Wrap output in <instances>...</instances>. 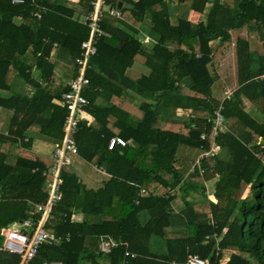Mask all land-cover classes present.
<instances>
[{"label":"trees","instance_id":"1","mask_svg":"<svg viewBox=\"0 0 264 264\" xmlns=\"http://www.w3.org/2000/svg\"><path fill=\"white\" fill-rule=\"evenodd\" d=\"M91 2L0 0V232L19 228L47 197L42 172L52 159L31 152V128L62 139L66 111L58 100L78 74ZM104 3H120L121 18L101 15L110 36L98 37L89 57V122L78 123L74 138L78 156L106 180L89 187L73 165L61 167L60 199L44 228L63 240L43 243L26 264H186L191 255L206 264H264V0ZM190 12L203 18L193 21ZM142 31L152 43L141 42ZM232 32L258 45L236 37L237 87L222 99L219 62ZM134 65L145 73L129 77ZM220 105L225 130L215 135L210 119ZM115 136L127 144L109 150ZM214 144L217 152L200 158ZM100 235L126 245L103 259ZM1 243L0 235V264H19Z\"/></svg>","mask_w":264,"mask_h":264},{"label":"built area","instance_id":"2","mask_svg":"<svg viewBox=\"0 0 264 264\" xmlns=\"http://www.w3.org/2000/svg\"><path fill=\"white\" fill-rule=\"evenodd\" d=\"M24 0H11L12 4H23ZM91 11L82 18V23L87 25L89 35L86 41L81 44L84 49L82 57L75 59V64L78 68V74L75 78L69 80L67 91L63 92L58 100V104L64 107L66 111L62 132L61 141L53 144L52 147V162L42 172V176L46 177L47 197L39 204L34 205V211L29 213V216L21 221L23 230L18 229H2L0 235L2 237L1 249L7 253L17 255L20 259L19 264H26L37 253V250L43 243H59L63 240L61 236H57L44 228V222L50 208L60 199L59 194V173L61 167L72 164V158L78 155L77 144L75 141V134L78 130V123L81 120L89 118L84 112V107L87 105V100L83 95V91L88 85V78L85 76L88 67V60L90 55L95 53V45L98 37H109L110 35L100 28L101 15L106 10L108 14L114 18H121V11L118 7L106 6L104 0H92L90 3ZM35 17H39L38 13H34ZM140 40L143 44H150L153 39L142 33ZM232 91L225 88L222 99H228ZM212 123V130L216 135L219 131L225 130L224 117L221 113V105L214 110L213 117L210 119ZM127 142L120 137H113L108 142V149H113L115 146H124ZM217 147L214 144L211 149L200 155V158L216 153ZM199 158V159H200ZM199 159L195 165H199ZM202 172V171H201ZM146 192L140 191L141 195ZM35 212L40 213L39 219H33ZM65 240H68L66 237ZM120 245H126L121 241L114 239L111 236L100 235L98 237V253L103 259L108 258L114 248ZM125 256L135 257L134 254L125 252ZM48 264H60V262L53 261ZM186 264H206V260L201 259L197 255H191L186 261Z\"/></svg>","mask_w":264,"mask_h":264},{"label":"crops","instance_id":"3","mask_svg":"<svg viewBox=\"0 0 264 264\" xmlns=\"http://www.w3.org/2000/svg\"><path fill=\"white\" fill-rule=\"evenodd\" d=\"M197 16V17H196ZM190 17H194V18H203V16L202 15H200V14H198V13H195V12H190ZM143 33H145L144 31H142ZM231 54L233 53V50L230 52ZM232 55H234V53L232 54ZM128 76L129 77H131V78H136V77H138V76H140V75H142V74H144L145 73V69H143L140 65H134L132 68H130V69H128ZM35 75H37V73L35 72ZM263 79H264V75H263ZM250 108H251V106L250 105H248ZM0 111H1V109H0ZM250 112V111H249ZM251 113H253L254 114V112H253V109L251 108ZM4 114H6V113H4ZM4 116V117H3ZM3 118H5V115H2V118L0 117V132H1V130H2V125H3ZM3 119V120H2ZM31 134H32V138H33V140H32V143H31V148H30V150H31V152L32 153H34V154H40V155H44V156H46V157H48V158H51L52 159V157H51V154H52V147H53V144H54V142H52V141H49V140H47V139H44V138H41L40 136H39V134H38V128L37 127H32L31 128ZM3 147V146H2ZM7 148V147H6ZM78 157V158H77ZM52 162V161H51ZM71 165H73L74 166V168L78 171V175H79V177L82 179V174L84 173V172H87V171H89L90 172V170H89V168H93L94 166H90L87 162H85L83 159H81L78 155L77 156H75V157H73L72 158V164ZM95 169H96V167H95ZM83 172V173H82ZM100 173V174H99ZM98 174H97V177L98 176H103V172H99ZM88 174V173H87ZM102 174V175H101ZM93 177L94 176H92L90 173H89V179L90 180H92L93 179ZM104 177V176H103ZM104 180H106L105 179V177H104V179H100V180H98L97 178L96 179H94V183H92L93 184V186H89V187H97V186H99V183L101 182H103ZM83 181V180H82ZM85 184L87 183V181H83ZM99 182V183H98ZM208 185H209V187H211L212 188V186L210 185V184H206V188H207V195H208V197H211V199H213V197H212V195H211V191H208L209 190V187H208ZM88 186V185H87ZM211 190V189H210ZM210 193V194H209ZM210 195V196H209ZM178 207V206H177ZM181 208V207H180ZM179 208V209H180ZM178 209V210H179ZM77 218L78 219H82V216L81 215H78L77 216ZM15 229V228H14ZM16 229H18V227L16 228Z\"/></svg>","mask_w":264,"mask_h":264},{"label":"rangeland","instance_id":"4","mask_svg":"<svg viewBox=\"0 0 264 264\" xmlns=\"http://www.w3.org/2000/svg\"><path fill=\"white\" fill-rule=\"evenodd\" d=\"M190 19H192L193 21H196L199 18L191 17ZM200 19H202V18H200ZM237 36H241V37H244V38H246V37L249 38L252 49H253V46L258 45V43L256 41H254L252 35L250 36L246 32H240V33H234V32H232V44L230 46V50H228L229 52L226 54L225 58L219 62V64H220L219 72H220V75H221L222 79L224 80V84H225L224 86H225V88H229L231 91L234 90L237 87L236 74L234 73V71H235V57H234V55H232L233 53L232 54L230 53L232 51L231 49L234 46L233 43H234V41H235V39H236ZM246 109L251 112V108L249 106H246ZM4 113H5L4 111H2V110L0 111V117L1 118H2V115H5V118H3L4 120L2 119L3 120V123L6 121V114H4ZM6 147L7 146H3L2 149L5 151L6 150ZM89 170H90V172L89 171L84 172V173L82 172L83 173L82 174V180L83 181H87L86 185L93 186L92 183H94V179H96V178L98 180L104 179L103 176H98L97 177L98 172L95 169V167L89 168ZM89 173L92 176H94L92 180L89 179ZM208 187H209V185H208ZM210 189H211V187H209V190L208 191H210ZM164 191L165 190L163 188H159L156 191V193L162 194ZM180 207H182L181 200H180V198L179 199L176 198L174 200V202H173V208L175 209V211L176 210L178 211V209ZM12 228L13 227H10L9 229H12ZM14 228L16 229L17 227H14ZM18 230H23L22 224H20V227L18 228ZM224 255H225L224 258L227 259L228 258V255H229V252L224 253Z\"/></svg>","mask_w":264,"mask_h":264},{"label":"water","instance_id":"5","mask_svg":"<svg viewBox=\"0 0 264 264\" xmlns=\"http://www.w3.org/2000/svg\"><path fill=\"white\" fill-rule=\"evenodd\" d=\"M118 8H120V3H118ZM21 223V222H20Z\"/></svg>","mask_w":264,"mask_h":264}]
</instances>
